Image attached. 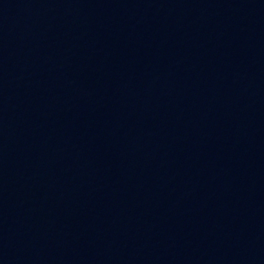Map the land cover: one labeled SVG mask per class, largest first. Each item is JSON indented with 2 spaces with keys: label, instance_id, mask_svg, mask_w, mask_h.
Instances as JSON below:
<instances>
[{
  "label": "water",
  "instance_id": "obj_1",
  "mask_svg": "<svg viewBox=\"0 0 264 264\" xmlns=\"http://www.w3.org/2000/svg\"><path fill=\"white\" fill-rule=\"evenodd\" d=\"M0 264H264V0H0Z\"/></svg>",
  "mask_w": 264,
  "mask_h": 264
}]
</instances>
